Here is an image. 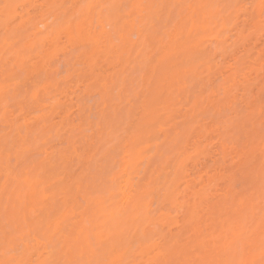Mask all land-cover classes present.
Returning <instances> with one entry per match:
<instances>
[{
  "label": "rangeland",
  "instance_id": "1",
  "mask_svg": "<svg viewBox=\"0 0 264 264\" xmlns=\"http://www.w3.org/2000/svg\"><path fill=\"white\" fill-rule=\"evenodd\" d=\"M78 1L22 0L17 4L29 8L13 10L7 18L0 15V115L4 104L11 102L16 109L12 118L17 121L5 128L0 120V259L6 258L2 243L5 207L25 195L34 202L36 215L27 224L14 222L13 227L30 232L31 243L33 238L42 240L45 233L51 235L57 223H62L61 229L80 225L78 229L82 228L91 239H96L98 233H103L105 240L114 238L108 231V223L104 224L106 213H100L101 208L93 201L114 208L112 203L117 201L113 189L116 191L117 185L111 184L110 178L118 176L123 161L135 158L137 174L133 183L138 185L143 197L142 208L133 213L140 220L135 225H125L122 233L125 253L130 257L132 249L139 248L143 241L140 236L143 230L149 236L146 240L172 242L174 238L187 237L188 229L199 227L202 222L211 224L216 219L218 223L213 227L219 225L217 218L222 214V221L227 222L226 212L237 202V185L244 188L248 175L253 172L256 176L259 171V112L264 91L260 65L264 37L258 29L249 35L241 31L242 21L240 29L221 23L207 29L198 27L195 31L203 34L196 36L189 34L191 26L185 23L183 9L163 10L154 28L126 24L129 13L134 18L140 11L126 9L120 13V27L126 25L125 38L121 39L115 17H110L105 9L97 10V26L100 33L111 32L112 38L95 47L78 39L75 23L66 31L75 10L66 19H61L65 9L53 10L41 15L38 21L31 18L29 11L34 4H258L259 0ZM24 19L27 22L22 24ZM8 24L10 28L6 27ZM6 31L10 36L19 33L18 48L5 44ZM128 35L132 38H127ZM6 62L10 69L7 73ZM242 65L255 69L247 83V92L231 95L233 107L224 111L222 96L237 83L236 69ZM6 76L13 83H26L25 93L6 95ZM130 90L140 95L142 104L147 98L146 109L139 116L134 106L124 108L122 103ZM249 103L256 112L252 134L257 156L251 168L238 162L239 157L233 159V144L250 130L245 126L242 111ZM105 113L119 127L118 139L108 141L94 135L98 125L105 123ZM21 131L28 137V160L20 168L25 179L16 193L11 190L6 193L5 183L14 182L15 175L8 174L5 140L19 137ZM11 167H17L15 154ZM176 170L180 171L177 187L171 196H165L177 177ZM210 177L214 179L208 182ZM194 203L201 207L195 210ZM208 206L214 207V211H209ZM193 212L199 215L188 224ZM32 258L37 260L35 254Z\"/></svg>",
  "mask_w": 264,
  "mask_h": 264
},
{
  "label": "snow or ice",
  "instance_id": "2",
  "mask_svg": "<svg viewBox=\"0 0 264 264\" xmlns=\"http://www.w3.org/2000/svg\"><path fill=\"white\" fill-rule=\"evenodd\" d=\"M29 8L28 5H19L11 3L0 4V14L7 18L12 10L19 12L21 8ZM180 8L186 12L187 25H190L189 34L193 33L200 36L203 33L195 31L203 26L205 29L215 27L219 24H225L232 29H240L243 22L242 32L249 35L257 29L264 37V0L259 3H200V4H34L30 7L31 18L39 20L41 15L50 13L53 10L65 9L63 17L66 19L68 13L75 10L69 21V24L75 23L80 38L95 46H100L105 40L112 38L111 32L100 33L97 26V10H109V16L115 17V23L119 28L121 39L125 38V27H120V13L126 9L140 10L134 18L131 13L125 18L126 22L154 28L163 10L167 8ZM144 10H149L145 13ZM183 19V17H182ZM15 23V21H12ZM95 26V27H94ZM7 28L11 24L6 25ZM19 33H13L11 36L5 32V44L9 48H18L20 39ZM129 39L132 38L128 35ZM161 65L165 61L160 62ZM15 64L12 65L14 70ZM10 69L5 64V72ZM255 71L248 65L239 66L236 69L237 83L232 88L226 89L222 99L224 100L223 110H230L233 105L229 97L231 95L239 96L241 91L247 92V83L251 80ZM260 72L264 73V56L261 58ZM243 85V87H241ZM27 84L21 85L19 82L13 83L8 76L5 77L4 91L6 95L20 96L25 93ZM37 94H33L36 99ZM162 99V97H161ZM124 108L134 106L137 109L136 115L146 109L145 103H141L140 95L134 90H130L127 100L122 101ZM244 113L245 126L249 127L247 136H241L233 144L234 156L239 157V161L244 163L247 168H251L257 156V145L253 136V126L256 120L254 106L249 103L242 109ZM16 109L11 102L4 104L3 114L0 120L3 121L5 128L17 123L12 117L15 116ZM131 111L129 117L131 118ZM105 123L98 125L94 135L105 138L108 141L119 138V127L115 124L114 118L105 113L103 117ZM260 133H259V175L249 174L245 180V187L240 188L237 185L238 192L236 203L226 213L228 220L225 224L213 227L207 222H202L201 226L188 229L187 237H181L170 242L167 239H155L146 250V254L154 258L144 260L140 258L145 252L139 248L132 249L133 256H128L118 247L116 243L109 239L105 240L103 233L98 234L96 239H88L86 248L82 243L81 237L67 233L59 225L56 230L51 232L47 243L52 248V257L44 264H264V91L261 95L260 104ZM231 123L235 124L236 121ZM134 124V121H133ZM28 137L21 131L19 137L8 140L6 138L4 151L8 156V167L10 176L15 175L12 183L6 181L5 192L11 190L16 193L25 179V172L20 171L22 165L28 160ZM13 154H15L17 167H11ZM258 183V190H257ZM136 197L128 194L127 189L122 192L113 189V196L121 209L122 215H128L130 211L137 212L142 208L143 197L138 191L133 193ZM36 207L33 201L25 195L23 198H17L15 203L5 207V227L2 234L3 245L5 249V259H0V264H33L30 256L29 241L32 237L30 232L24 233L18 227H13L16 221H22L27 224L30 217H35ZM207 224V226H205ZM108 231H111L109 228ZM131 247V245H129Z\"/></svg>",
  "mask_w": 264,
  "mask_h": 264
},
{
  "label": "bare ground",
  "instance_id": "3",
  "mask_svg": "<svg viewBox=\"0 0 264 264\" xmlns=\"http://www.w3.org/2000/svg\"><path fill=\"white\" fill-rule=\"evenodd\" d=\"M4 1V3H11V4H17V3H19V2H21L22 0H3ZM72 1H74L75 3H77V2H79L78 0H72ZM97 1H101V0H97ZM119 1V0H118ZM120 1H122V0H120ZM259 2V1H258ZM118 3V2H117ZM116 3V4H117ZM13 13V10H12V12H11V14ZM11 14L9 15V16H11ZM0 15H2V14H0ZM8 16V17H9ZM24 18V17H23ZM103 18V17H102ZM100 19V18H99ZM27 22V19H24L23 21H22V24H25ZM102 20L100 19V24L102 25ZM126 24H127V22H126ZM73 25V24H72ZM72 25L70 24L68 27H66L65 29H66V31H68V30H70L71 29V27H72ZM124 25H125V23H124ZM76 26V25H75ZM101 27V26H100ZM103 27V26H102ZM77 29V28H76ZM102 29V28H101ZM104 29V28H103ZM77 32H78V30H77ZM102 32V31H101ZM71 33V32H70ZM103 33V32H102ZM78 34H79V32H78ZM80 35V34H79ZM75 36V35H74ZM72 37V36H71ZM80 37V36H79ZM78 39H81V38H78ZM76 40V39H75ZM73 41H74V39H73ZM56 43V42H55ZM106 44V43H105ZM109 44V43H108ZM103 46V45H102ZM96 47V46H95ZM99 47V46H98ZM105 47H107V46H105ZM110 48V47H109ZM95 49V48H94ZM105 49V48H104ZM108 53V52H107ZM91 54H93V53H91ZM89 55V54H88ZM109 55V54H108ZM86 56H87V54H86ZM89 56H91V55H89ZM107 56V55H106ZM114 56V55H113ZM92 58V57H91ZM22 61V60H21ZM160 62V61H159ZM23 64V63H22ZM111 76V75H110ZM107 78V77H106ZM110 78V77H109ZM114 79V78H113ZM107 83V82H106ZM114 84V83H113ZM154 101V100H153ZM153 104V103H152ZM148 109H150V108H148ZM147 114V113H146ZM150 117H152V116H150ZM147 118V117H146ZM147 120V119H146ZM153 120V119H152ZM144 124V123H143ZM149 124V123H148ZM141 138V137H140ZM141 140V139H140ZM133 154V153H132ZM124 155V154H123ZM134 157V156H133ZM126 158L128 159V155L126 156ZM183 161H181V163H182ZM181 163H179V165H181ZM120 166V165H119ZM179 167V166H178ZM259 167V166H258ZM125 168V170H123ZM136 169H137V164H136V160H135V158L133 159V160H126V161H123L122 162V164H121V172L120 173H118V176L117 175H115V177H113V178H110L111 180V184H116L117 185V190L116 191H118V192H122L124 189H127V191H128V194L129 195H131L132 197H133V201H135V199H136V197H135V195L133 194L134 193V190L135 191H139V187H138V185H136V183L134 184L133 182H134V180H135V178H136ZM178 169V168H177ZM256 169V168H255ZM181 170V169H180ZM176 175H177V177L171 182V184L169 185V187L167 188V190H168V193L165 195V196H171L172 194H173V190H174V188L175 187H177L176 185V183H177V179H178V175H179V173H180V171H177L176 170ZM256 172V171H255ZM252 174H253V172H252ZM258 175H259V171H258V174L256 175L257 177H258ZM113 176V175H112ZM214 179V178H213ZM213 179H212V177H210L209 179H208V182H211V181H213ZM234 180V179H233ZM231 183V182H230ZM208 185H209V183H207ZM208 185H206L207 187L206 188H209L208 187ZM80 186V185H79ZM80 189V188H79ZM203 188H201V190H202ZM204 192V191H203ZM203 192H202V195H203ZM47 193V192H46ZM51 193V192H50ZM205 195V194H204ZM235 195V194H234ZM233 195V196H234ZM44 197H46V196H44ZM200 198L202 197V196H199ZM100 198V197H99ZM228 198V197H227ZM231 198V197H230ZM43 199V198H42ZM98 199V198H97ZM93 202H95V204L99 207V208H101V212L100 213H106V215H104V219H105V221H104V224L105 225H107L106 223H108V225H109V227H110V229H111V231H109L113 236H114V238L112 237H110V239H112L115 243H116V245L118 246V247H122V251L123 252H125L126 250H125V248H124V238L122 237V233H123V229H124V227H125V225H128L129 223H130V225H131V223L133 224V225H135L134 223L136 222V221H139L140 220V218H138V217H135V216H133V213L134 212H132V211H130L129 212V214L128 215H122L121 214V209H120V207L118 206V204H117V202L115 203V202H113L112 204L114 205V208H112V209H109V206H107V205H105V203H102L101 201H99V200H94ZM92 203V202H91ZM195 203H197V202H195ZM193 204V206L194 205H196V204ZM93 204V203H92ZM95 206V205H94ZM101 206V207H100ZM197 206H199L198 208H200L201 206H200V204L198 205H196V206H194L193 208L195 209ZM96 209H97V207H95ZM193 208H192V210H193ZM198 208H197V210H198ZM191 210V211H192ZM196 210V209H195ZM203 210V209H202ZM208 210L209 211H214V207H212V206H208ZM60 211V210H59ZM190 211V212H191ZM84 212V211H83ZM198 212H199V210H198ZM198 212H197V215L196 216H198L199 214H198ZM224 212H226V211H224ZM200 213V212H199ZM227 213V212H226ZM49 214V213H48ZM221 214V213H220ZM47 215V214H46ZM50 215V214H49ZM191 215V214H190ZM64 216V215H63ZM145 216L147 217V219L148 218H150L149 216H150V214L147 212L146 214H145ZM195 215H194V212H193V215H191V217H189V220H188V224H192V222H193V220H195L194 218L196 217ZM222 216H223V214L221 215V216H219L218 218H217V220H219V225H222V224H225L226 223V221H225V223L222 221ZM84 217V216H83ZM198 218V217H197ZM106 219H109V220H106ZM139 219V220H138ZM228 219V218H227ZM54 221V220H53ZM58 221V220H57ZM196 221H198V220H196ZM212 221V223H211V225L212 226H214L216 223H218V222H215L216 221V219H215V221L214 220H211ZM210 221V222H211ZM77 222V221H76ZM65 223V222H64ZM79 223V222H78ZM95 223V222H94ZM97 223V222H96ZM142 223V222H141ZM140 223V224H141ZM56 224V223H55ZM62 224V223H61ZM61 224L59 223H57L56 224V226L57 225H59V226H61ZM81 224V223H80ZM187 224V223H186ZM194 224V223H193ZM197 224V223H196ZM22 225V224H21ZM64 225V224H63ZM72 225H73V223H72ZM47 226V225H46ZM56 226H55V230H56ZM67 226V225H66ZM76 224L75 225H73V227H67L68 228V230H66L65 229V227L63 226V228H64V230H66L67 231V233H71V234H73V235H75V236H79V237H81V240H82V243L84 244V246H85V248H86V245H87V241H88V239H90V237H89V235L87 234V233H85L84 231H83V229L82 228H79L78 229V226H80V225H78L77 226V228H76ZM25 227V226H24ZM83 227V226H82ZM194 227V226H193ZM27 228V227H26ZM41 228V227H40ZM50 228V227H49ZM48 228V229H49ZM99 228V227H98ZM23 229V228H22ZM34 230V229H33ZM53 230V229H52ZM87 230V229H86ZM92 230V229H91ZM95 231V230H94ZM100 232V231H99ZM43 234V233H42ZM98 234H100V233H98ZM98 234H96L95 235V237L97 238V236H98ZM38 235V234H37ZM94 235V234H93ZM140 236H142V238H143V241H140V245H139V249L142 251V252H145V254L144 255H142L141 257L143 258V257H146L147 258V260L148 259H152V258H154V256H155V253H153L154 255L153 256H149V255H147L146 254V250H147V248H148V246L150 245V244H152V240H146V239H148V234H147V232H146V230H143V233H142V235H140ZM50 237V235H47L46 233H45V235H44V237H43V239L42 240H40L39 238H33L32 239V243H31V240H30V243H29V247H30V249H31V251H30V256H29V258L31 259V261L33 262V264H44V262L46 261V260H48V259H50L51 257H52V248H51V246L47 243V240H48V238ZM146 238V239H145ZM109 240V239H108ZM125 240H127V239H125ZM175 240H177L176 238H174L173 240H172V242H175ZM171 242V241H170ZM3 243V242H2ZM125 243H126V241H125ZM30 244H32V246L30 245ZM33 254H35L36 256H37V260H34L33 258H32V255Z\"/></svg>",
  "mask_w": 264,
  "mask_h": 264
}]
</instances>
